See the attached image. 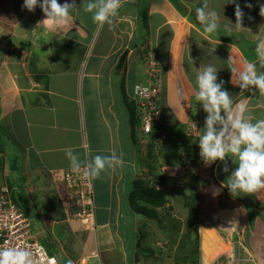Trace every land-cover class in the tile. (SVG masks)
Returning <instances> with one entry per match:
<instances>
[{
	"label": "crops",
	"instance_id": "crops-1",
	"mask_svg": "<svg viewBox=\"0 0 264 264\" xmlns=\"http://www.w3.org/2000/svg\"><path fill=\"white\" fill-rule=\"evenodd\" d=\"M204 2L122 0L113 22L98 27L82 6L67 23L56 25L45 20L39 7L29 12L22 9L23 0H0V184L9 188L12 200L30 217L34 237L52 244L50 254L62 264H74L75 248L85 264H104L103 259L108 264H128L138 259L139 215L131 209L129 195L137 177L149 176L148 155L142 150L152 147L155 155L166 156L167 164L178 162L186 146L201 163L200 171L195 164L189 173L201 175L203 169L202 179L209 183L198 192L210 191L208 201H200L207 208H191L187 201L172 208L177 217L186 216L184 222L187 216L196 222L201 243L195 259L204 264L201 230L207 227L228 249L241 242L245 251L238 254L252 257L249 264H264V189L234 197L223 186L228 173L219 172L218 163L213 174L208 166L203 168L199 135L187 142V126L198 124L201 134L207 115L194 97L193 69L201 64H215L235 100H244L257 119L264 118V96L258 90L242 94L230 82V60L258 61L252 34L223 26L236 21L235 5L223 8L224 0H207L220 12L222 26L214 34L204 33L195 11ZM238 3L245 12L243 25L253 34L264 32L260 15L264 0ZM42 22L43 28L35 30ZM149 62L159 72L161 115L155 130L141 135L132 118L133 88L149 84ZM163 132L170 139L168 153L153 146ZM66 149L81 159L116 152L125 162L124 167L91 181L96 212L90 230L68 213L62 183V173L70 169ZM231 208H238V215L227 212L220 226L213 215ZM59 238L70 240L67 249ZM225 259V254H216L209 264H226Z\"/></svg>",
	"mask_w": 264,
	"mask_h": 264
},
{
	"label": "clouds",
	"instance_id": "clouds-1",
	"mask_svg": "<svg viewBox=\"0 0 264 264\" xmlns=\"http://www.w3.org/2000/svg\"><path fill=\"white\" fill-rule=\"evenodd\" d=\"M226 4L235 5L236 21L223 26L230 31L243 32L247 30L249 34H252L251 38L255 43V51L258 56L256 62L243 60L237 64V62L230 60L229 69L232 73L230 82L234 86H238L242 94L245 91L255 93L258 90V93L264 96V32L259 31V33L253 34L250 28L243 25L245 12L238 0H224L223 8ZM81 6L84 13L91 14L94 24L103 27L105 24L110 25L113 18L119 14L122 0H82L79 7L76 5V0H71V2L65 0L63 4L58 0H23L22 9L35 12L36 8L39 7L46 16L45 20H50L56 25H63L68 22L73 13H79ZM246 7L251 8L252 5L247 4ZM195 11L196 19L203 25L204 33L211 35L221 28L222 18L220 12L210 8L207 0ZM260 15L264 16V4L260 6ZM38 28H43V22L38 23L35 30ZM152 68L157 70L155 65L149 62V82ZM193 71L195 73V101L207 113L204 127L197 139L202 161L205 165L222 161L224 162L222 171L229 173L230 169L226 157L231 158L232 163L237 167L231 170L230 175L223 182V186L227 187L234 197L239 196L240 193L251 194L264 189V118L257 119L244 100L239 102L235 100L231 92L226 89L225 81L219 79V69L215 64H201L200 67H195ZM158 73L157 71V76ZM148 85L137 84L133 88L134 108L132 111L136 121L135 125L140 130L141 135H150L155 130L154 126L158 123L157 121L161 115L159 107V117L153 122L150 132L144 134L141 131L140 108L136 89L139 93L141 91L139 87ZM143 91L147 92L146 89ZM192 126L187 129L189 136L195 135L193 134L194 130L191 129ZM168 142L169 136L163 132L153 146L157 151L158 149L164 150L163 146L166 147ZM185 148V151L181 153V158L187 155L184 165L191 166V163H195L196 155L190 147L186 146ZM65 155L70 162L71 170L76 174H82L83 178L88 181L100 178L102 173L108 170L114 171L118 167L122 168L125 164L122 155H117L116 152H112L110 155L96 154L93 156L89 154L87 159H81L73 150L66 149ZM181 158L175 164L181 163ZM173 164L168 163L164 167ZM190 166H188L187 172H189ZM161 175L163 176V174ZM148 177L144 179L146 180ZM215 217L216 222L223 221V218L219 217L218 214ZM242 246L241 242H237L232 248L221 251L217 255L222 256L225 254V263H227L232 252L241 257L238 250L245 251ZM134 261H138V259H134ZM0 264H36V262L34 253L25 246H0ZM49 264H55V260H51ZM235 264H244V261H238Z\"/></svg>",
	"mask_w": 264,
	"mask_h": 264
},
{
	"label": "rangeland",
	"instance_id": "rangeland-1",
	"mask_svg": "<svg viewBox=\"0 0 264 264\" xmlns=\"http://www.w3.org/2000/svg\"><path fill=\"white\" fill-rule=\"evenodd\" d=\"M81 3H82V0H76L77 6ZM6 23L10 24L8 21H6ZM49 23L50 22H48V24ZM194 125H196L193 131V134L195 135L187 136L189 137V139L188 141L186 140L190 144L193 142L191 140V137L200 135L198 124L194 123ZM191 126L192 124H189L185 130L189 129ZM5 141L6 140H4V142ZM168 143L166 147L163 146L165 148L164 150H167L166 151L167 153L169 152L167 148ZM145 145L143 146L145 147ZM142 153H144V156L146 155V153L148 155V152L145 150V148L142 150ZM155 156L157 158L154 159L153 162H151L152 160L149 159V155H148V158L146 157L145 159V161H149V165H148L149 166V179L158 178V176L161 175L162 172H164L162 168L164 167V165H166L164 163L166 160L165 155L163 158H162V155H160V153H157V155ZM194 161L195 163H191V165L196 164L197 169H198L201 163L199 162V159L196 157ZM226 161L230 169L228 175H230L231 170H234L237 167V165L232 163L230 157H226ZM215 164L220 168L221 166H224V162L216 161L215 163L211 165L204 164L203 168L205 169V166H208L209 168L206 170H209V173L211 174V171L213 170ZM188 166L190 165H184V170L182 171L183 176L178 177L176 179L169 178L168 179L169 182H166L165 180L166 187L164 188L163 192L165 195L166 202L164 203L163 206H160L159 208H155V209L150 208V210L153 209V212L155 215L144 216L138 213L134 209V207L131 205L132 207L131 209H134V213H137L139 215V218H136V220L138 222V226L140 229L139 233H141L140 238L141 237L142 238L140 239V243L138 244V247H137L138 254H139V256L137 257H138V261H140L141 264H199V262H193V260L196 258L200 250V243H201V238L199 237V234L197 233L196 230L193 231V226H196V222H192L191 217L189 216H187L188 217L187 221L184 222L183 218H186V216L177 217L175 210H172V208H178L179 206L178 204H181L182 201L184 202L187 201V203H189V206L191 208H193L194 206H196L195 208H200V207L207 208L206 207L207 203H200V201L202 202L208 201L207 197L210 194V191L208 190V194L202 191L198 192L200 188L207 189L209 186L208 185L209 183H206V181L202 179L203 169L201 171V175L200 174L193 175L187 172ZM220 168H219V172L222 171V168L221 169ZM198 170L200 171V169ZM213 173L214 171H212V174ZM172 183L175 184V187L172 186ZM169 192L171 193L168 194ZM93 208H94V212H96L94 195H93ZM238 213H239L238 208H233V210L230 212V214H236V215H238ZM213 217H215V215H213ZM73 219H75V221L77 222L79 221L76 217H73ZM190 225H192V227H190ZM72 226H73V230H75V233H77L79 230L76 228L77 223L73 222ZM59 240L62 242V238H59ZM69 241L67 243L62 242L66 249L67 247H69L71 243ZM41 242L47 249L48 253H50L51 247H53V245L50 244L47 240H41ZM76 250L77 249L75 248L74 257H71L74 264H78L82 258L81 257L82 255L80 256V253L76 252ZM71 251L73 252V249ZM83 260H85V258ZM103 262L104 264H108V262L105 259H103ZM80 264H84V262L82 263L81 261Z\"/></svg>",
	"mask_w": 264,
	"mask_h": 264
},
{
	"label": "built area",
	"instance_id": "built-area-1",
	"mask_svg": "<svg viewBox=\"0 0 264 264\" xmlns=\"http://www.w3.org/2000/svg\"><path fill=\"white\" fill-rule=\"evenodd\" d=\"M157 77V70L152 68L149 85L139 87L141 90L139 93L136 89L141 131L144 134L150 132L153 122L158 119L160 113L158 106L159 79ZM144 89L147 92H144ZM191 129L194 130L195 126H192ZM186 159L187 155H184L181 158V163L162 168L166 182H169V178L176 179L183 176L182 171ZM146 182L160 190H164L166 187L162 180L156 178L149 179L148 177ZM62 183L66 189L65 199L69 207V215L76 217L84 229H93L95 223L92 182L85 180L82 174H76L70 168L63 173ZM173 185L175 184L172 183ZM31 227L30 217L25 215L24 211L13 202L9 188L0 184V246H25L34 253L36 264H49L51 260H55V264H62L58 256L48 253L45 246L34 237ZM238 261H244V264H247L253 260L250 257L236 256L232 252L226 264H235ZM128 264H141V262L133 259Z\"/></svg>",
	"mask_w": 264,
	"mask_h": 264
},
{
	"label": "trees",
	"instance_id": "trees-1",
	"mask_svg": "<svg viewBox=\"0 0 264 264\" xmlns=\"http://www.w3.org/2000/svg\"><path fill=\"white\" fill-rule=\"evenodd\" d=\"M133 114L134 113L132 111V118L134 119ZM148 155H149V159L152 160L151 162H153V160L155 159V155L152 150V147L150 148V150H148ZM157 180H162L163 185H166L162 175H159ZM133 185H134L133 189L129 195V200L131 202V205L134 207V209L138 213L144 216L155 215L153 212V209L150 210V208L155 209V208H159L160 206L164 205L166 201H165V195H164L163 190H160L154 186L148 185L146 180L140 176L137 177L136 180H134ZM13 202L17 204L15 199L13 200ZM190 227H192V225H190ZM195 230L196 228L195 226H193V231ZM193 262H197V260L194 259Z\"/></svg>",
	"mask_w": 264,
	"mask_h": 264
},
{
	"label": "bare ground",
	"instance_id": "bare-ground-1",
	"mask_svg": "<svg viewBox=\"0 0 264 264\" xmlns=\"http://www.w3.org/2000/svg\"><path fill=\"white\" fill-rule=\"evenodd\" d=\"M201 231L203 239L202 250L204 252L203 262L204 264H209V261H211L216 254H219L221 251L227 250L228 247L222 244L220 238L213 229L203 227ZM218 242L220 245L218 244Z\"/></svg>",
	"mask_w": 264,
	"mask_h": 264
},
{
	"label": "water",
	"instance_id": "water-1",
	"mask_svg": "<svg viewBox=\"0 0 264 264\" xmlns=\"http://www.w3.org/2000/svg\"><path fill=\"white\" fill-rule=\"evenodd\" d=\"M233 209H231V211H232ZM230 210H225V209H223V210H220L219 212H218V216L219 217H221V218H224V216H225V214L227 213V212H229ZM235 216H237V215H235Z\"/></svg>",
	"mask_w": 264,
	"mask_h": 264
}]
</instances>
